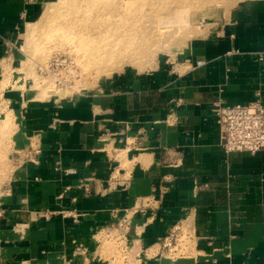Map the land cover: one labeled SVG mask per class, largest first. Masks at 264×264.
Wrapping results in <instances>:
<instances>
[{"label":"crops","instance_id":"obj_1","mask_svg":"<svg viewBox=\"0 0 264 264\" xmlns=\"http://www.w3.org/2000/svg\"><path fill=\"white\" fill-rule=\"evenodd\" d=\"M39 10L40 0H0V88L5 44ZM263 53L264 0L241 1L151 71L59 104L9 92L18 131L0 184V264H114L97 235L127 213L128 264H264V150L227 153L213 112L258 94L264 104ZM32 146L38 166L22 160ZM183 222L192 251L172 259L161 243Z\"/></svg>","mask_w":264,"mask_h":264},{"label":"rangeland","instance_id":"obj_2","mask_svg":"<svg viewBox=\"0 0 264 264\" xmlns=\"http://www.w3.org/2000/svg\"><path fill=\"white\" fill-rule=\"evenodd\" d=\"M68 1L40 0V10L36 18L23 25L18 41L16 43L6 42L5 61L1 66L2 87L0 88L5 99L9 92L18 91L25 96L26 101H55L59 104V101L63 99L79 93L90 92L105 80L126 72L151 71L156 68L162 58L176 57L179 53L184 52L194 39H200L216 29L217 24L228 19L232 10L241 1L248 0L195 2V5L188 11L186 22L175 26L171 25L169 33L160 41V47L150 50L151 54L143 53L136 63L124 64L122 69L113 72L110 76L90 75L89 73L90 76L87 75L75 64L76 56L70 52L69 47L61 46L62 43L59 40L53 41L52 37L48 38V35L51 36L49 34L50 20L47 17L45 20L46 12L55 15L59 10L64 9ZM30 24H35L33 25L34 28L36 27L35 34H28V25ZM46 35L47 37H44ZM51 39L52 41H50ZM152 45L149 44V46ZM9 107L5 109L6 111L4 109L0 111V184L9 179L12 170L10 162L13 150L12 141L14 134L18 131L16 111L12 108L11 103ZM103 247L108 252L106 258L111 260L116 250L113 243L106 241Z\"/></svg>","mask_w":264,"mask_h":264},{"label":"bare ground","instance_id":"obj_3","mask_svg":"<svg viewBox=\"0 0 264 264\" xmlns=\"http://www.w3.org/2000/svg\"><path fill=\"white\" fill-rule=\"evenodd\" d=\"M200 1L225 0H69L57 14L46 12L48 38L69 47L75 64L87 75L110 76L160 47L171 25L185 23L188 11ZM33 25H28L29 35L36 33Z\"/></svg>","mask_w":264,"mask_h":264},{"label":"built area","instance_id":"obj_4","mask_svg":"<svg viewBox=\"0 0 264 264\" xmlns=\"http://www.w3.org/2000/svg\"><path fill=\"white\" fill-rule=\"evenodd\" d=\"M57 56V55H56ZM259 60L264 61V53L258 55ZM203 63L199 62L198 66ZM257 100L248 104L226 105L222 101L214 104L213 112L216 115L217 125L223 141L224 150L227 153L242 152L255 155L264 150V104L257 95ZM5 99L0 90V111L10 108V102ZM6 111V110H5ZM41 149L31 147L24 152L22 160L25 164L38 166L40 164ZM66 175L74 174L73 170H66ZM81 189L88 193L87 186ZM76 202V199H74ZM135 214V212H132ZM132 215L127 213L122 218L98 232L97 239L101 245L104 242H112L116 248L111 260L116 264H128L132 251V242L128 234L131 227ZM193 235L190 226L184 223L174 225L162 240V254L174 257L172 259L187 258L192 251ZM77 252L86 254L85 248H78Z\"/></svg>","mask_w":264,"mask_h":264}]
</instances>
